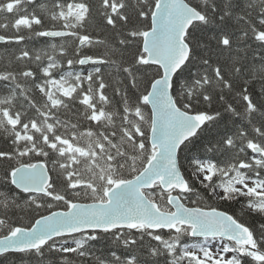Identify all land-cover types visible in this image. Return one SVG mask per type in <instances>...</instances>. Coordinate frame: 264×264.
<instances>
[{
    "label": "snow or ice",
    "instance_id": "obj_1",
    "mask_svg": "<svg viewBox=\"0 0 264 264\" xmlns=\"http://www.w3.org/2000/svg\"><path fill=\"white\" fill-rule=\"evenodd\" d=\"M0 264H264V0H0Z\"/></svg>",
    "mask_w": 264,
    "mask_h": 264
},
{
    "label": "trees",
    "instance_id": "obj_2",
    "mask_svg": "<svg viewBox=\"0 0 264 264\" xmlns=\"http://www.w3.org/2000/svg\"><path fill=\"white\" fill-rule=\"evenodd\" d=\"M40 46H42V45H40ZM106 243V242H105ZM101 247H102V245H100Z\"/></svg>",
    "mask_w": 264,
    "mask_h": 264
}]
</instances>
